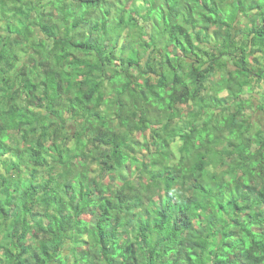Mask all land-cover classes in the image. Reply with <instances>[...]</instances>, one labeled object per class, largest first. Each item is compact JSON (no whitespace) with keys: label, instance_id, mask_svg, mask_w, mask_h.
<instances>
[{"label":"trees","instance_id":"16d2710c","mask_svg":"<svg viewBox=\"0 0 264 264\" xmlns=\"http://www.w3.org/2000/svg\"><path fill=\"white\" fill-rule=\"evenodd\" d=\"M256 113L264 0H0V264H264Z\"/></svg>","mask_w":264,"mask_h":264},{"label":"clouds","instance_id":"9594fccd","mask_svg":"<svg viewBox=\"0 0 264 264\" xmlns=\"http://www.w3.org/2000/svg\"><path fill=\"white\" fill-rule=\"evenodd\" d=\"M258 59L261 60L260 56ZM12 172H14V165L10 163L9 159L3 157L2 160H0V175L6 179L16 177L15 181H17L19 176L13 174Z\"/></svg>","mask_w":264,"mask_h":264},{"label":"rangeland","instance_id":"374dc122","mask_svg":"<svg viewBox=\"0 0 264 264\" xmlns=\"http://www.w3.org/2000/svg\"><path fill=\"white\" fill-rule=\"evenodd\" d=\"M256 63H258V62H256ZM250 96V95H249ZM253 96V95H252ZM261 101H263V99H261ZM262 115H264L263 113H256V118L258 117V116H262Z\"/></svg>","mask_w":264,"mask_h":264}]
</instances>
